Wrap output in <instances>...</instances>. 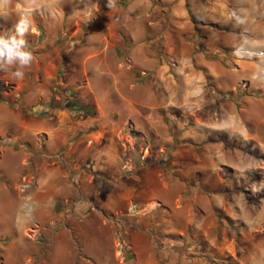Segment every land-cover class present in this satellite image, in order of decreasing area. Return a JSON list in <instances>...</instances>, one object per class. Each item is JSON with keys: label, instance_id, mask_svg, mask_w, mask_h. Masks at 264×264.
I'll return each instance as SVG.
<instances>
[{"label": "rangeland", "instance_id": "rangeland-1", "mask_svg": "<svg viewBox=\"0 0 264 264\" xmlns=\"http://www.w3.org/2000/svg\"><path fill=\"white\" fill-rule=\"evenodd\" d=\"M0 264H264V0H0Z\"/></svg>", "mask_w": 264, "mask_h": 264}, {"label": "clouds", "instance_id": "clouds-1", "mask_svg": "<svg viewBox=\"0 0 264 264\" xmlns=\"http://www.w3.org/2000/svg\"><path fill=\"white\" fill-rule=\"evenodd\" d=\"M30 28L28 19L21 16L13 29L0 31V72L10 73L14 80H22L35 60L27 40Z\"/></svg>", "mask_w": 264, "mask_h": 264}]
</instances>
